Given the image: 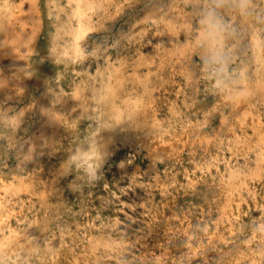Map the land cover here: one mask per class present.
Returning a JSON list of instances; mask_svg holds the SVG:
<instances>
[{"label":"rangeland","instance_id":"rangeland-1","mask_svg":"<svg viewBox=\"0 0 264 264\" xmlns=\"http://www.w3.org/2000/svg\"><path fill=\"white\" fill-rule=\"evenodd\" d=\"M262 51L264 0H0V264H264ZM115 70L121 125L84 160Z\"/></svg>","mask_w":264,"mask_h":264},{"label":"bare ground","instance_id":"bare-ground-1","mask_svg":"<svg viewBox=\"0 0 264 264\" xmlns=\"http://www.w3.org/2000/svg\"><path fill=\"white\" fill-rule=\"evenodd\" d=\"M9 3V2H8ZM2 4V3H1ZM4 4V3H3ZM10 4V3H9ZM15 5V4H14ZM6 8V7H5ZM7 11V10H6ZM8 13V12H7ZM5 14V13H4ZM13 16V15H12ZM4 20H6V19H4ZM11 23V22H10ZM5 26H7V25H5ZM10 26V25H9ZM11 30V29H10ZM12 33V32H11ZM14 34V33H13ZM255 34V33H254ZM8 36V35H7ZM257 36H258V34H257ZM11 37L12 36H10V39H11ZM258 38V37H257ZM5 41H8V39L7 40H5ZM9 42V41H8ZM77 43L79 42V41H76ZM262 47V46H261ZM261 50H262V48H261ZM262 52H264V51H262ZM263 58H264V56H263ZM256 66V65H255ZM120 71L121 70H115V73H109V75L107 76V80L104 82V83H101V85L98 87V88H95V87H90L89 88V98H90V102H91V104H92V106H93V109H94V112L96 113V114H98V124H99V129H98V132H97V134H98V137L96 136V137H93L94 139H92L93 140V143H92V141H91V143H92V146L89 148V149H87V150H83V151H81L80 152V158H82V159H88V158H90V157H94L95 155H96V150H97V146H98V149L100 150V148H99V146H100V144L101 143H103V144H105L107 141H108V137H110L109 135H105L104 137H103V135H101V133L103 132V131H105L107 128H110L112 125H111V123H110V121L109 120H106L107 119V117L109 116V117H111L112 119H115V121H114V123H115V125L116 124H119V125H121L120 124V122H119V119H121L120 117L122 116V113H123V111L122 110H120L117 106H116V103L114 102V98L116 97V94H117V90L122 86V82H123V80H122V78H121V75H120ZM244 73V72H243ZM135 74H137L136 73V71H135ZM5 83V82H4ZM217 83V82H216ZM3 84V83H2ZM6 84V83H5ZM1 87H2V85H0ZM1 89V88H0ZM4 89H6V86H4ZM2 90V89H1ZM82 93V92H81ZM80 93V89L77 91V93H76V96H75V102H78V100L79 99H81V97L82 96H84V94H81ZM133 108H127V110H126V115H128V117L129 116H131V111L133 110V109H135V108H138L139 106V104H142V102H141V100H139V99H135V100H133ZM80 104V103H79ZM78 104V105H79ZM77 105V106H78ZM138 106V107H137ZM78 109H79V107H77ZM243 109V108H242ZM75 110H76V107H75ZM71 113V112H70ZM75 113H77V112H75ZM74 113V114H75ZM79 113V112H78ZM73 114V113H72ZM252 115V114H251ZM249 116H250V113H249ZM247 117V116H246ZM251 117V116H250ZM254 117V116H253ZM257 118V117H256ZM109 119V118H108ZM243 119V118H242ZM251 119V118H250ZM258 119V118H257ZM68 120H69V117H68ZM71 120V119H70ZM252 120V119H251ZM250 120V121H251ZM259 120V119H258ZM96 121V120H95ZM239 122V121H238ZM92 123V122H91ZM246 123V122H245ZM255 123V122H254ZM241 124V123H240ZM252 124V123H251ZM251 124H247V125H251ZM258 123H256V125H257ZM118 125V126H119ZM52 126V125H51ZM91 126V125H90ZM255 126V125H254ZM261 126V125H260ZM52 128H53V126H52ZM259 128V127H258ZM93 129V128H92ZM115 131V130H114ZM47 133H50V129H45V134H47ZM89 133V132H88ZM105 132H103V134H104ZM114 133V132H113ZM87 137V136H86ZM260 139H261V141L262 142H264V135L263 136H261L260 137ZM240 140H242V139H240ZM96 142V143H95ZM236 142V141H235ZM261 142V143H262ZM86 143V142H85ZM239 143V142H238ZM257 143V142H256ZM247 144V143H246ZM262 146V145H261ZM264 146V145H263ZM103 147V146H102ZM254 146H252V149H254L253 148ZM258 147V146H257ZM102 149V148H101ZM104 149V148H103ZM261 150H263V149H261ZM99 152V151H98ZM264 153V152H263ZM103 155V154H102ZM264 155V154H263ZM99 156V155H98ZM257 157V156H256ZM260 158V157H259ZM74 159H75V157H74ZM257 159H258V157H257ZM77 160V159H76ZM88 161V160H87ZM258 161H259V159H258ZM262 162H264V161H262ZM77 163V162H76ZM95 163V162H94ZM259 163V162H258ZM257 163V164H258ZM264 163H262V164H259V165H263ZM91 165H92V163H91ZM97 166V165H96ZM88 167V166H87ZM86 167V168H87ZM256 168V167H255ZM88 169V168H87ZM262 169V168H261ZM94 170V169H93ZM92 170V171H93ZM236 172V171H235ZM240 172V171H239ZM252 172H253V170H252ZM262 172H263V174H264V170H262ZM261 172V173H262ZM91 173V172H90ZM231 173V172H230ZM234 173V171L232 172V175H234L233 174ZM254 175H255V173H254ZM231 176V175H230ZM253 176V175H252ZM261 176H262V174H261ZM264 176V175H263ZM249 177V176H248ZM257 177H258V175H257ZM263 178V177H262ZM261 178V179H262ZM231 179V178H230ZM244 185V184H243ZM240 190V189H239ZM234 191V190H233ZM225 204V203H224ZM12 228V226H10L9 225V228ZM9 234H13L12 236H13V239L12 240H14L13 242H12V244H10V246H9V248H8V246L7 245H4V248L6 249V248H8V249H6V250H9V252H11V253H14V252H16V251H18V249L15 247L16 245H18L19 244V242H18V238L20 237V235L16 232V233H14V232H12V233H10L9 232ZM91 235H93V234H91ZM91 235H89L90 237H89V239H88V241L90 242V243H92L93 241H94V239H93V237H96V236H91ZM9 239V238H8ZM97 239V238H96ZM8 241V240H7ZM101 242V241H100ZM7 243V242H6ZM65 244V243H64ZM47 249V248H46ZM47 250H49V249H47ZM65 250V249H64ZM20 251V250H19ZM37 251V250H36ZM1 252V251H0ZM17 253V252H16ZM30 253V252H29ZM35 253V252H34ZM33 253V254H34ZM50 253V252H49ZM52 253V252H51ZM57 253V252H56ZM7 254V253H6ZM9 254V253H8ZM36 254V253H35ZM39 254V253H38ZM3 255V254H2ZM16 255V254H15ZM22 255V254H21ZM20 255V256H21ZM70 255V254H69ZM73 255V254H72ZM10 257H11V255H9ZM37 256V255H36ZM15 257V256H14ZM19 257V256H18ZM27 257V256H26ZM42 257V256H41ZM56 257V256H55ZM13 258V257H12ZM22 258V257H21ZM52 257H50V259H51ZM75 258H76V256H75ZM1 259H2V257H1ZM23 259H24V257H23ZM22 259V260H23ZM47 259V258H46ZM53 259V258H52ZM51 259V260H52ZM77 260V259H76ZM76 260H73V261H76ZM20 261V260H19ZM41 261V260H40ZM55 261V260H54ZM72 261V262H73ZM42 262V261H41ZM71 262V261H70ZM18 263V262H17ZM20 263V262H19ZM27 263V262H26ZM53 263V262H52ZM57 263V262H56ZM67 263V262H66ZM54 264H55V262H54ZM62 264V263H61ZM72 264V263H71Z\"/></svg>","mask_w":264,"mask_h":264},{"label":"clouds","instance_id":"clouds-1","mask_svg":"<svg viewBox=\"0 0 264 264\" xmlns=\"http://www.w3.org/2000/svg\"><path fill=\"white\" fill-rule=\"evenodd\" d=\"M247 2L248 0H238L241 10H245ZM213 3H218V0H213ZM200 22L203 26L200 42L210 53L206 60V64L219 65L220 67L215 69V72H222L226 66L225 57L223 55L225 25L218 17L213 7H209L205 11ZM219 83L220 82L217 81V86H219Z\"/></svg>","mask_w":264,"mask_h":264}]
</instances>
